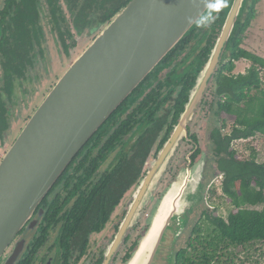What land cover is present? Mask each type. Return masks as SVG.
I'll use <instances>...</instances> for the list:
<instances>
[{"label": "flooded vegetation", "instance_id": "1", "mask_svg": "<svg viewBox=\"0 0 264 264\" xmlns=\"http://www.w3.org/2000/svg\"><path fill=\"white\" fill-rule=\"evenodd\" d=\"M233 1L220 0L221 7L212 4L208 14L198 20L124 99L78 152L32 216L11 240L0 258V264L104 263L105 251L119 232L128 207L116 226L114 236L106 244L100 242L95 246L90 243V238L104 231L116 209L126 202V196L129 198L131 195V201L133 200L137 186L150 171L161 149L173 134L190 100L191 91L210 59L211 50L220 36ZM93 9L95 19H91V15L89 20L86 14L87 0H0V150L4 152L0 163L43 102H39L41 90L46 91L48 88L47 96L68 70L56 76L57 56L70 61L78 52L80 38L86 41V49L108 24L103 21L102 9ZM46 27L49 32H46ZM48 33L51 34L50 37ZM228 43L229 41L208 81L194 116L187 125V136L181 139L174 154L176 156L183 145L190 146L186 164L191 167L205 153L207 161L204 182L209 177V171L219 173V157L214 141L216 135L229 137L230 131L227 124L216 120L211 125L208 121L210 131L204 136L199 129L201 125L196 124L198 130L194 129V121L196 118H202V122L206 124V118H218L216 110L221 96L217 94L216 75L226 56ZM55 47L59 48L58 53ZM84 50L79 52L76 58ZM31 107V113L23 117L25 111ZM15 125L19 126V131L13 137L11 135ZM124 131L128 132L123 135ZM150 134L154 141L149 143L147 151L145 148L144 152L139 151L140 147L151 139ZM9 138H12L10 144L7 143ZM93 139L97 140L98 147L92 150L84 165H79L85 150L93 147ZM127 162L135 163V170L138 169L140 174L132 183V187L119 198V203L109 213L105 224L102 222V214L98 215L97 218L101 219L100 228L92 222L87 233L84 227L88 225L89 215L82 216L80 210L74 209L79 189L100 182L104 173L116 174V169ZM68 185L76 186L77 189L64 196V189ZM55 203L60 204L58 207H63L64 210L53 208ZM145 208L146 206L142 213ZM138 220L127 229L109 264H124L128 259L127 254L136 249L140 237L133 243L129 241L132 232L137 228ZM123 248L124 253L120 257Z\"/></svg>", "mask_w": 264, "mask_h": 264}, {"label": "water", "instance_id": "2", "mask_svg": "<svg viewBox=\"0 0 264 264\" xmlns=\"http://www.w3.org/2000/svg\"><path fill=\"white\" fill-rule=\"evenodd\" d=\"M220 0H130L59 79L0 163V258L78 152L124 99ZM247 0H234L210 59L171 137L133 193L109 264L140 217L206 91ZM221 7V6H220ZM206 154L163 192L124 264H177L176 246L194 206L205 199ZM210 186V185H209Z\"/></svg>", "mask_w": 264, "mask_h": 264}, {"label": "trees", "instance_id": "3", "mask_svg": "<svg viewBox=\"0 0 264 264\" xmlns=\"http://www.w3.org/2000/svg\"><path fill=\"white\" fill-rule=\"evenodd\" d=\"M129 1L87 0V18L90 20L92 15L91 19H95L93 7L101 8L103 21L109 23ZM260 2L246 1L216 75L217 94L221 96L216 110L217 120L227 125L230 118L232 121L230 136L221 137L217 134L214 140L219 157L217 170L222 176V191L233 208L226 218L206 213V217L192 222L188 235L178 244L177 264H245V260L238 257L236 249L241 248L240 252L247 253L257 242L264 243V208H252L264 204V163L257 162L258 151L250 143H247V148L251 150L248 158H238L233 148L236 140H248L257 134L264 136V58L243 47L244 36L260 13ZM242 59L249 60L251 65L245 73L234 74L236 63ZM150 138L139 151L144 148L147 151L149 143L154 141L152 136ZM91 143L93 147L85 150L79 165H84L92 150L98 147L97 140L93 139ZM135 165L127 162L116 169V174L104 173L100 182L79 189L74 209L82 211H79L82 216L89 215L88 225L84 227L87 233L92 222L100 228L101 219L97 218L98 215L102 214L105 224L109 213L119 203V198L132 187L140 174L138 169L135 170ZM75 189L76 186L68 185L64 189V196L70 195ZM209 192L215 194L214 189ZM58 205L55 203L53 208L64 210ZM129 257L130 254H127Z\"/></svg>", "mask_w": 264, "mask_h": 264}, {"label": "rangeland", "instance_id": "4", "mask_svg": "<svg viewBox=\"0 0 264 264\" xmlns=\"http://www.w3.org/2000/svg\"><path fill=\"white\" fill-rule=\"evenodd\" d=\"M258 10H260V13L258 14L257 18L255 21H253L251 27L248 29L244 36V42H243V47L255 55H258L260 57L264 58V0H261V2L258 5ZM46 32H49L48 27H46ZM51 34L48 33V37H50ZM80 45L78 47V52L74 55V57L70 60L67 61L63 58H60L57 56L56 60V76L57 75H62L68 67L72 64V62L75 60L76 56L79 54V52L83 51L85 49L86 41L84 38H80ZM89 42V41H88ZM90 43V42H89ZM53 40H51V46H53ZM55 50L59 51L58 47H55ZM251 65V62L247 59H242L236 63V67L233 71L234 74H239V73H245L249 66ZM59 77V76H58ZM47 90H41L40 93V99L39 102L41 103L44 101L43 99L45 98L46 94L48 93V88ZM32 107L30 110L25 111L24 116L25 117L28 113H31ZM202 118H196L194 121V129L198 130V126L196 124L201 125L202 127L199 128L202 130L203 135L205 136L209 131H210V124L215 123V121L218 119L217 117L211 116L210 118H206L207 123L202 122ZM198 120V121H197ZM201 120V121H199ZM209 121V123H208ZM25 122V121H24ZM24 124V123H23ZM229 131L231 132L232 130V121L231 118L229 120ZM19 131V126L15 125L13 129V134L11 136H15ZM11 139H8V144L11 143ZM205 145V142H202ZM247 143H250L252 146L256 147L258 151V156H257V162L258 163H264V136L261 134H257L253 138H250L248 140H236L233 142V148L236 149L237 151V156L240 159L243 158H248L251 154V150L247 148ZM177 149V148H176ZM191 147L183 145L181 150L177 153V155H173V159L170 158V161L166 167L165 172L162 174L160 177L159 181L163 178L160 186H158L159 181L157 182V186L153 191V197L148 201L146 204L145 211L142 213L140 216V219L138 220V225L135 231L132 232V236L130 239V243H133L134 241L138 240L139 237L143 235L147 228L148 224V218L151 214V211L153 210L156 202L158 201L159 198H161L163 192L166 190V188L173 182L175 181L176 177L178 174L181 172V170L188 168L187 166V161L186 157L190 153ZM176 151V150H175ZM3 150H0V157L3 155ZM175 154V153H174ZM172 160V161H171ZM171 163V164H170ZM168 170V171H167ZM209 177L206 180V182H203L205 184H208L205 188V199L198 203L196 206H194L193 211L191 213L188 225L183 232V234L180 236L177 246H176V251L178 248V244L182 238H184L186 235H188V229L190 224L194 222L198 218H204L206 217V213H211L210 215L212 216H222V217H227L229 211L233 208L232 204L230 203V200L224 195L222 191V176L219 175L218 172L215 173V171H209L208 172ZM176 175V176H175ZM210 185V186H209ZM210 189L215 190V194L211 195L209 192ZM132 191V190H131ZM130 191V192H131ZM128 194V193H127ZM131 194V193H130ZM129 195V194H128ZM126 202H124L121 206H119L116 211L113 214V217L111 219V222L106 225L104 231L100 234H95L92 235L90 238V243L95 244V246L102 242L106 244L110 238H112L116 232V226L117 224L121 221L123 217L124 211L127 210V207L129 208V203L132 199L131 195L128 198L126 196ZM129 204V205H128ZM252 208L256 209H263L264 204L254 206ZM128 243V244H130ZM121 255L124 253V248L121 249ZM241 248L236 249V252L238 253V257L245 260V264H264V243L263 242H257L254 247H251L249 251L244 252L241 251ZM249 253V254H248ZM248 254V255H247ZM239 264H242L241 262Z\"/></svg>", "mask_w": 264, "mask_h": 264}]
</instances>
